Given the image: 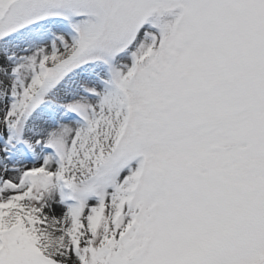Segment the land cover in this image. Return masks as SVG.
I'll list each match as a JSON object with an SVG mask.
<instances>
[{"label": "snow or ice", "instance_id": "1", "mask_svg": "<svg viewBox=\"0 0 264 264\" xmlns=\"http://www.w3.org/2000/svg\"><path fill=\"white\" fill-rule=\"evenodd\" d=\"M0 264H264V0H0Z\"/></svg>", "mask_w": 264, "mask_h": 264}]
</instances>
